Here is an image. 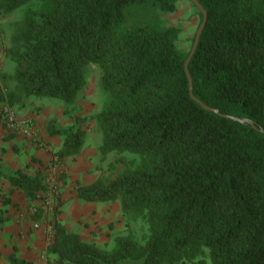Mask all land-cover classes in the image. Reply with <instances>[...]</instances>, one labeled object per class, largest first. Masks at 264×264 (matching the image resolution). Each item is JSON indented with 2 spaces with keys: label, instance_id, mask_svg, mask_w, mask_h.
I'll list each match as a JSON object with an SVG mask.
<instances>
[{
  "label": "trees",
  "instance_id": "16d2710c",
  "mask_svg": "<svg viewBox=\"0 0 264 264\" xmlns=\"http://www.w3.org/2000/svg\"><path fill=\"white\" fill-rule=\"evenodd\" d=\"M177 1L0 0L1 12L35 3L8 48L21 99L73 104L87 65L98 66L107 96L92 115L101 134L99 160L118 155L108 164V180L77 182L74 196L118 201L123 215L140 216L148 228L143 241L121 234L103 248L58 219L60 200L48 218L50 264H264V132L231 117L264 129V0H199L207 18L188 62L192 92L228 116L189 94L184 62L197 27L181 48L179 28L161 18ZM64 113L70 124H46L48 135L62 138L50 165L84 147L85 117ZM27 167L0 168L9 183L1 192L0 230L14 191L33 202L47 190L43 172ZM7 261L28 264L16 246Z\"/></svg>",
  "mask_w": 264,
  "mask_h": 264
},
{
  "label": "rangeland",
  "instance_id": "374dc122",
  "mask_svg": "<svg viewBox=\"0 0 264 264\" xmlns=\"http://www.w3.org/2000/svg\"><path fill=\"white\" fill-rule=\"evenodd\" d=\"M34 6L35 3L31 2L10 11H0V89L5 96L4 100H0V104H8L20 118L25 120L27 124L25 127L26 130H10L0 122V144L3 143V140H6L5 136L13 134V136L17 135L24 138L28 143H33L37 147H44L50 154V151L54 150V146L57 145V141H60L61 143L62 138L61 136L55 135L54 138L57 140L56 142L53 141V136L52 141H47V122L50 119H54L61 125L70 124L72 118L65 114V111L80 117L84 116V123L86 124H84V126H86L85 141L84 147L78 157L82 158L80 162L82 165L86 166L89 174L88 176L91 178L90 181L94 179L106 181L112 172L108 167V164L112 162L118 154L115 152H109L102 161L99 160L98 145L100 143L101 134L95 125L94 119H92V115L102 107L107 96L100 87V70L98 66L93 63L87 65L85 71V84L79 91L73 104H65L57 98L33 95L21 99L15 88V82L12 78L14 62L10 58L8 48L12 45V34L18 28L23 12L26 8ZM195 10L196 9L190 0H178L174 11L161 15L163 23L175 25L179 28L178 45L181 48L190 45L191 38L198 25V15ZM10 92H13L15 96L12 103L9 99ZM5 143L7 144V142ZM1 148L2 147H0V151ZM2 152L3 151H1V153ZM124 155L127 158L137 159V156L132 153L126 152ZM70 160L75 162L77 157L70 156ZM32 163V167L27 170L35 171L40 169L43 172L46 185L48 186V184L50 185V182H52L53 186H55L57 200H52L49 205H44L41 199L33 202L26 199V202L19 204L17 209L19 211L16 214L15 211L9 214L10 222L16 228L21 230V232L18 231L17 237L19 241L16 243V254L19 257L24 258L28 264H50L49 260L47 261V255L42 246L43 243L47 241L50 234L48 218L50 217L54 206L60 200L62 201L61 194L63 193V187L67 184V187L71 192L79 181L71 180L70 185L67 183V167L65 161L56 163L54 166L49 165V159L45 163H39L35 160ZM77 164L79 165L80 163ZM3 179L4 178L0 175V199L2 195L1 192H4L7 188L3 185L5 183ZM79 202L80 204H83L85 201L79 199ZM117 202L118 201L114 202L116 206ZM37 208H41V217L40 219H33L31 216ZM119 214L120 215L111 222V226H109L110 231L95 236L101 244H98L99 246L110 248L114 244L115 238L121 234H130L139 241H143L147 237V223L142 220L140 216H136L133 213L123 215L121 209ZM35 224H37V226H35ZM78 228L79 226H76L71 230L80 233ZM36 232H40L43 237L42 245L40 241V247H37L39 250L38 256L36 259L31 257V260L26 258L27 256L25 255L21 256L18 251L20 247L27 250L29 249V251L32 250L33 244L30 243V240L28 241V239L30 235L32 236ZM0 264H8L7 256H0Z\"/></svg>",
  "mask_w": 264,
  "mask_h": 264
},
{
  "label": "crops",
  "instance_id": "0c3cea01",
  "mask_svg": "<svg viewBox=\"0 0 264 264\" xmlns=\"http://www.w3.org/2000/svg\"><path fill=\"white\" fill-rule=\"evenodd\" d=\"M47 141H52V136L50 137V135H48ZM53 141L56 142L57 140H55L54 138ZM5 142H7V144ZM56 144L57 145L54 146V150L60 145V141H57ZM0 147H2L1 151H3L2 153L0 151V168H23V166L27 164V169H29L30 167H32V162L34 160L39 163H45L50 157L49 151H47L44 147H37L33 143H28L24 138H21L17 135L3 140V143L0 144ZM78 156H76L77 160L75 162L73 160H70V156L64 159L67 167V183L69 185L71 183V180H77L82 184L91 182V178L90 176H88L89 174L87 172L86 166L82 165V163L80 162L82 158H79ZM77 163L80 164L78 165ZM3 181L5 182L3 185L5 187H8V181L5 178L3 179ZM69 190L70 189L66 184L63 187V193L61 194L62 203L60 206L58 219L70 231H72V228L79 226L78 229L80 230V233H77H79L84 240L94 242L97 245L100 244L99 240L96 239L95 236L99 235L100 233H106V231H110L109 226H111V222L118 215H120L119 203L117 202V206L114 203L115 201H85L83 204H80L79 198L74 196V188L71 192ZM25 200L26 199L24 197V194L16 190L13 192V194H11L12 203L3 206V208L6 210V213L8 215L14 211L16 214L19 211L17 210L19 204L27 201ZM9 222L10 216L3 223L2 229L0 230L1 257L7 256L8 253L13 251V245L16 246V243H18L19 241L17 236L18 231L21 232V230L19 228H16L11 224V222ZM40 235V232H36L32 236H29L28 241L30 240V243L33 244H31L32 250L29 251V249L27 250L23 247H20L18 252L21 256L25 255L28 259H31V257L34 259L37 258L39 252L37 247H40V241L42 245L43 239L42 235ZM46 243L47 241L43 243V249L45 248Z\"/></svg>",
  "mask_w": 264,
  "mask_h": 264
},
{
  "label": "water",
  "instance_id": "95a60500",
  "mask_svg": "<svg viewBox=\"0 0 264 264\" xmlns=\"http://www.w3.org/2000/svg\"><path fill=\"white\" fill-rule=\"evenodd\" d=\"M192 2V4L197 8V10H199L202 14V18H201V21L199 22L198 26H197V29L195 31V34H194V39L192 41V44H191V47H190V50L188 52V55L185 59V62H184V71H185V74L187 76V79H188V89H189V94L190 96L196 100L201 106H203L204 108L206 109H209V110H212L220 115H224V116H228L226 114H222L218 111L217 108H213V107H210L208 106L207 104L203 103L199 98H197L193 92H192V78H191V75L189 73V70H188V62L197 46V43H198V40H199V36H200V33H201V30L206 22V18H207V13H206V10L205 8L203 7V5L199 2V0H190ZM232 118L236 119V120H239V121H242V122H249L252 126H254L255 128L259 129L260 131L264 132V129L262 128H259V127H256L254 123H252V121L248 120L247 118L245 117H236V116H231Z\"/></svg>",
  "mask_w": 264,
  "mask_h": 264
},
{
  "label": "built area",
  "instance_id": "2783aa9c",
  "mask_svg": "<svg viewBox=\"0 0 264 264\" xmlns=\"http://www.w3.org/2000/svg\"><path fill=\"white\" fill-rule=\"evenodd\" d=\"M1 92V89H0ZM0 122L10 130H26V122L20 118L15 111L6 103L0 104ZM50 165V164H49ZM54 166V165H50ZM49 166V167H50ZM56 188L53 183L48 184L47 190L42 193L40 199L44 205H49L50 201L57 200ZM37 226V224H35Z\"/></svg>",
  "mask_w": 264,
  "mask_h": 264
}]
</instances>
